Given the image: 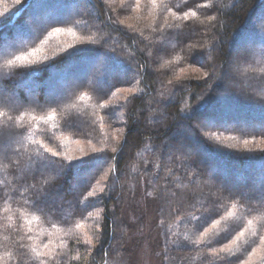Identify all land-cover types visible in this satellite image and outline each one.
<instances>
[{"label":"trees","instance_id":"obj_1","mask_svg":"<svg viewBox=\"0 0 264 264\" xmlns=\"http://www.w3.org/2000/svg\"><path fill=\"white\" fill-rule=\"evenodd\" d=\"M263 38L264 0H0V264H133L140 202L161 264H264Z\"/></svg>","mask_w":264,"mask_h":264},{"label":"rangeland","instance_id":"obj_2","mask_svg":"<svg viewBox=\"0 0 264 264\" xmlns=\"http://www.w3.org/2000/svg\"><path fill=\"white\" fill-rule=\"evenodd\" d=\"M36 12L38 13L39 11L37 10ZM91 18L94 19V16H91ZM35 19L36 20H39L40 19V16L39 15L38 16L36 15V17H34V21H35ZM130 19H132V17ZM89 21H91V20H89ZM122 22L124 24H126L127 22H129V21H126V16L125 15H124V18H122ZM263 42H264V38H263V40H261V39H260V41L258 40V42L256 44H254V45H253V43H255V42L249 43L248 46L245 45L246 48H241V47L239 48L238 47V48L234 49V52H232L230 54V66H229L230 68L229 67L228 68L229 69L232 68L235 72L239 71V73H241L240 75H243L244 72L247 71V69H245L243 71L242 67H240V66L237 67V68H235L234 67V63H235L234 60L235 59H238L240 57V55H242L244 53L243 51H246V50L248 51L250 49V47L252 48V47L256 46L257 47V50H259V51L262 50V49H264V46H263L264 43ZM4 50H6V48L3 49V51ZM256 55H257L258 58H260L262 56V53L259 52ZM247 61L248 62H252L250 60H247ZM96 66H98V65H96ZM96 66L91 67L90 70L93 71V72H96V69L98 68ZM198 66L201 68L202 67V64L201 63H198ZM202 68H201V70L195 71L196 74H198L201 78L204 77V75L206 74V72H203ZM77 74H80V73H77ZM77 74H74L72 76H75ZM182 75H184V72H183ZM85 76L86 75H84V78H87ZM52 80H54V77L52 78ZM55 84L57 86H59V89H57V90L55 89V92H54V93H57L60 90V88L62 87V84H60V81L59 80L58 81L56 80L55 81ZM63 88H61V89H63ZM131 93H132V91H130V90H122V91H120L119 94H122V95H131ZM229 117L221 116L220 117V122H223L222 119L223 120L226 119V121L227 120L228 121H233L234 120V118H229ZM244 120L251 127H259V126H261V125L258 124V121L255 120V119L252 120V119H249L247 117L246 118L244 117ZM230 124H232V123H230ZM239 124H241V123L238 122V125ZM224 125H225V123L224 124H221V126H224ZM116 126L120 127L121 126V123H119V125L117 124ZM119 131H121V130L120 129L119 130H114L113 133H111L112 136L113 135H116L117 134L116 132H119ZM71 147H72L71 150H67L68 151L67 156L69 157V159L71 161H80V160L84 159L85 157H87L86 154H89L88 152H90L91 154L95 152V151H93L94 147L91 146V144H89V143L84 144V143H81V142H74V144H72ZM226 172L228 174L229 173V170L228 169L221 168L220 169V172H219V175H223L226 178V175H227V174H225ZM105 178H107V174H105L102 177V179H105ZM102 181H105V180H102ZM248 184H250L249 181H246L244 183L243 182H239V181H235L234 183L231 184V186L237 187V188H239V187L245 188V187L248 186ZM137 205H138V209H139V214H142L144 216L147 215V217H146V222L144 224V229L142 231L138 232L133 237V239H135L136 242L138 243V245L134 249V255H133V258H132L133 264H161L159 252L157 250L156 233L153 231V228H152L153 227V218H152V215H151V209L149 207H147V204H144V202H140L139 204L137 203L136 206ZM128 214H130V212H128ZM131 216H132V214H131ZM133 220H135V218H133Z\"/></svg>","mask_w":264,"mask_h":264},{"label":"snow or ice","instance_id":"obj_3","mask_svg":"<svg viewBox=\"0 0 264 264\" xmlns=\"http://www.w3.org/2000/svg\"><path fill=\"white\" fill-rule=\"evenodd\" d=\"M57 31H60V29H57ZM53 155H55V153H53ZM90 195H91V193H90ZM219 224H220V221H219V220L216 221V222H214V223L212 224V228H215V227H216L217 225H219ZM209 231H211V229H206V230L204 231V233L201 234V238H203V236H206V235L208 234ZM243 235H244L243 232L239 233V235L236 237V239L232 241V244H235L236 241L239 240L240 237L243 236ZM228 248L230 249V248H231V245H229ZM221 251H225V249H221ZM254 252H255V250L253 251V254H254ZM245 264H250V261H246Z\"/></svg>","mask_w":264,"mask_h":264}]
</instances>
